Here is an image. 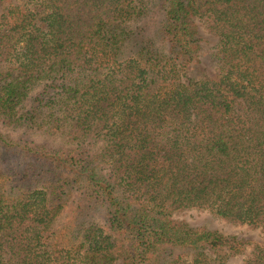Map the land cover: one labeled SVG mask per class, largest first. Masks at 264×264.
<instances>
[{"label":"trees","instance_id":"obj_1","mask_svg":"<svg viewBox=\"0 0 264 264\" xmlns=\"http://www.w3.org/2000/svg\"><path fill=\"white\" fill-rule=\"evenodd\" d=\"M200 25L218 74L183 81ZM0 124L61 139L0 131V264H230L250 241L174 215L264 239V0H0ZM70 193L101 223L56 228Z\"/></svg>","mask_w":264,"mask_h":264},{"label":"rangeland","instance_id":"obj_2","mask_svg":"<svg viewBox=\"0 0 264 264\" xmlns=\"http://www.w3.org/2000/svg\"><path fill=\"white\" fill-rule=\"evenodd\" d=\"M156 11L157 10H154L150 18L144 22L148 33L153 37L157 36L160 22L162 20V16ZM199 33L201 37L202 50L194 62L181 72L183 81H187L189 79L194 81L201 79H215L217 77L218 63L213 55L216 38L208 33L203 25H200ZM0 131L8 134L13 139L27 141L29 143L33 142L35 144H49L53 146H58L61 143V139L57 136H52L44 131L33 130L25 127L13 129L5 128L0 124ZM76 203L77 198L70 193L66 199V204L62 214L55 223L56 228L63 226L74 228L75 224H77V226H79L78 228H80V225L87 222H96L97 224L101 223L98 216L88 217L77 215ZM174 218L178 221H184L191 227H205L210 230L218 231L226 236H236L239 239L250 241L251 245L246 247L242 254L228 259L230 264H240L249 258L252 254V246L254 244L264 246L263 234L260 229H254L246 225H237L221 220L207 211H200L198 209L186 210L175 214ZM117 264H121V262L119 261Z\"/></svg>","mask_w":264,"mask_h":264}]
</instances>
